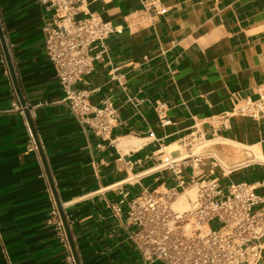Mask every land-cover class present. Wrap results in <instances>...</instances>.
Segmentation results:
<instances>
[{"label": "crops", "instance_id": "crops-1", "mask_svg": "<svg viewBox=\"0 0 264 264\" xmlns=\"http://www.w3.org/2000/svg\"><path fill=\"white\" fill-rule=\"evenodd\" d=\"M148 1L88 0L79 13L116 27L77 84L91 105L108 100L116 109L115 126L100 137L62 102L44 51L42 27L53 9L45 0H0L7 63L79 264H142L125 212L143 187L175 188L176 200L188 204L194 190L180 182L212 177L223 186L244 181L264 195V117L230 114L236 101L264 89V0H159L155 8ZM11 89L0 62V264H69L51 217L53 191L38 150L28 149L25 109L13 108ZM191 132L205 156L180 161Z\"/></svg>", "mask_w": 264, "mask_h": 264}, {"label": "built area", "instance_id": "built-area-1", "mask_svg": "<svg viewBox=\"0 0 264 264\" xmlns=\"http://www.w3.org/2000/svg\"><path fill=\"white\" fill-rule=\"evenodd\" d=\"M159 0H149L155 8ZM88 0H45L46 7L53 9L44 32V51L52 63L60 89L62 102L75 115L81 125L104 137L115 126L117 112L108 100L96 107L88 100V91L77 86L93 66V60L101 57L105 41L116 30L110 22L94 12L79 16ZM1 45V44H0ZM93 49H97L92 53ZM0 62L4 65L11 90L15 95L13 108L21 114L26 106L20 103L11 74L13 73L0 48ZM27 109V108H26ZM162 106L157 105V112ZM252 119L264 117V89L256 99L244 98L236 101L230 113ZM162 124L169 121L165 118ZM28 149L37 151L29 128ZM153 136V133H149ZM185 151L177 159L186 161L194 154V148L203 145L200 135L191 132L181 141ZM165 159L164 167L173 168V161ZM216 164L212 162L209 174ZM182 189H195L185 210L174 209L177 198L175 188L164 193L143 187L127 205L125 222L133 228L128 239L138 250L142 264H262L264 263V195H257L254 187L244 181L220 184L217 178L190 177L180 182ZM259 204L261 206L257 207ZM116 216L122 213L120 203L111 205ZM58 236L69 250L64 227L56 205L51 209ZM212 224L214 226H212ZM71 250H69V253ZM69 264H75L72 253L67 256Z\"/></svg>", "mask_w": 264, "mask_h": 264}, {"label": "water", "instance_id": "water-1", "mask_svg": "<svg viewBox=\"0 0 264 264\" xmlns=\"http://www.w3.org/2000/svg\"><path fill=\"white\" fill-rule=\"evenodd\" d=\"M0 41H1V44H2V48L4 50V54H5L6 58H7V53H6V49H5L4 42H3V35H2V32H1V28H0ZM11 76H12V80H13V85H14L15 91H16L18 97H19V101L23 105V101L21 100V95H20V92L18 90L17 84L15 83L12 74H11ZM24 113H25L29 128H30V130L32 132V135L34 137V140H35V143H36V146H37V150H38V152L40 154V158H41L45 173L47 175L51 190L53 191V197H54V200H55V205H56V208L58 210L60 219L62 221V224H63V227H64V231H65V234H66V238H67V241H68V244H69L73 259H74V262H75V264H79L78 257H77V254H76V251H75V248H74V245H73V242H72L69 230H68L66 219H65V216H64L63 211H62V207H61V205H60V203L58 201L57 195L54 193V187H53V184H52V181H51V177H50V174H49L46 162H45V158H44V155H43V153L41 151V148H40L39 142L37 140V136H36L33 124H32V122H31V120L29 118L28 110L26 108L24 110Z\"/></svg>", "mask_w": 264, "mask_h": 264}, {"label": "bare ground", "instance_id": "bare-ground-1", "mask_svg": "<svg viewBox=\"0 0 264 264\" xmlns=\"http://www.w3.org/2000/svg\"><path fill=\"white\" fill-rule=\"evenodd\" d=\"M174 147H172V148H174ZM200 147H202V145H199V146L195 147L194 148V152L195 153L198 152L200 150ZM172 148H170V149H172ZM184 154H185L184 149H181V155H184ZM196 154H200V153H196ZM193 190L195 191L194 188H193ZM172 206H173L174 209H178V210H185V209L188 208V204H187V202L185 201L184 198H178L176 201L173 202Z\"/></svg>", "mask_w": 264, "mask_h": 264}, {"label": "rangeland", "instance_id": "rangeland-1", "mask_svg": "<svg viewBox=\"0 0 264 264\" xmlns=\"http://www.w3.org/2000/svg\"><path fill=\"white\" fill-rule=\"evenodd\" d=\"M212 226H214V225L212 224Z\"/></svg>", "mask_w": 264, "mask_h": 264}]
</instances>
